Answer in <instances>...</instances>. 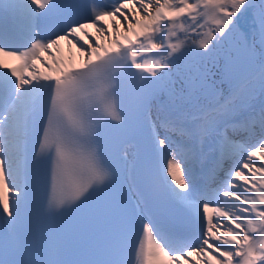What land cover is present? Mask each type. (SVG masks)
<instances>
[{
  "label": "snow or ice",
  "instance_id": "6c2138e0",
  "mask_svg": "<svg viewBox=\"0 0 264 264\" xmlns=\"http://www.w3.org/2000/svg\"><path fill=\"white\" fill-rule=\"evenodd\" d=\"M10 13L27 44L0 46V264H264V0H15ZM141 149L156 168L117 190L118 163ZM20 160L41 166L45 215L103 194L96 215L119 211L122 242L104 259L20 258L33 244Z\"/></svg>",
  "mask_w": 264,
  "mask_h": 264
},
{
  "label": "bare ground",
  "instance_id": "6f19581e",
  "mask_svg": "<svg viewBox=\"0 0 264 264\" xmlns=\"http://www.w3.org/2000/svg\"><path fill=\"white\" fill-rule=\"evenodd\" d=\"M14 2H15V0H7V2L2 3L1 6H0V36L4 38L3 43H5L4 45H5V48L7 50H13V49L16 50L14 48V46H13V49H11V48L8 49L9 48V45H8L9 43H14V44L18 45L19 43L24 42L20 38L19 35L15 34V33L12 34V32L9 31V27H8L9 24H11V23L14 24L16 22H15L13 16H12V14H11V16H9V15H7L5 13V9L10 8V5H12ZM255 3L257 5H259V0H255ZM26 39H27V37H26ZM73 52H74V50L70 49L66 42L62 43V51H61L60 55H62V56L67 58V57L71 56L73 54ZM193 62L194 61H192L191 59L183 61L181 66H180L181 70L182 71H188L191 68ZM142 153H143L142 149L139 150V151H135L134 150L133 157L129 158V160L124 162V165L126 167L127 173H130L131 175H134V173H135L134 171H136L139 168V163H140V160H141V157H142ZM20 165L21 164L17 162V166L19 168H21ZM17 182L21 183L18 180V177H17Z\"/></svg>",
  "mask_w": 264,
  "mask_h": 264
},
{
  "label": "rangeland",
  "instance_id": "374dc122",
  "mask_svg": "<svg viewBox=\"0 0 264 264\" xmlns=\"http://www.w3.org/2000/svg\"><path fill=\"white\" fill-rule=\"evenodd\" d=\"M5 2H7V0H0V6H1L2 3H5Z\"/></svg>",
  "mask_w": 264,
  "mask_h": 264
}]
</instances>
